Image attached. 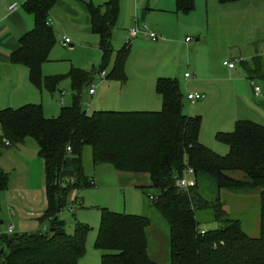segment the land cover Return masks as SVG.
<instances>
[{
	"label": "trees",
	"instance_id": "trees-1",
	"mask_svg": "<svg viewBox=\"0 0 264 264\" xmlns=\"http://www.w3.org/2000/svg\"><path fill=\"white\" fill-rule=\"evenodd\" d=\"M176 11L188 14L193 0H174ZM249 0H217L228 5ZM56 0H27L23 7L33 16L32 30L19 39L11 53L12 65L28 70L30 83L54 93L61 81L71 83L72 105L62 107L56 118L47 119L40 105L0 111V145L32 139L44 161L47 207L35 232H0V264H77L85 252L88 225L76 222L67 234L59 216L70 206L69 195L94 187L84 174L82 154L91 149L94 167L110 165L116 172L147 174L150 186L141 189L144 199L168 226L169 264H264V126L248 120L235 122L233 131L219 132L215 140L227 146L220 156L199 142L201 118L188 116L178 81L159 78L155 90L162 108L157 112L98 111L82 108L85 90L97 73L110 69L107 80L123 81L129 45L114 51L111 31L119 14L118 0L103 10L87 5L90 31L99 37L101 65L98 70L71 69L66 76L42 77L41 68L55 44L47 19ZM70 148L71 152L66 151ZM194 171L195 187L188 193L175 181L185 166ZM243 174L242 180L230 173ZM229 173V174H228ZM208 176L219 191L249 194L259 190L260 232L250 238L239 220L212 231H200L195 216L201 207L193 193L199 177ZM8 175L0 169V193L8 187ZM197 183V184H196ZM192 193V194H191ZM75 200V199H74ZM74 202V201H73ZM147 216L100 210L94 247L103 251L101 264H156L149 255ZM52 230V231H51Z\"/></svg>",
	"mask_w": 264,
	"mask_h": 264
},
{
	"label": "crops",
	"instance_id": "crops-1",
	"mask_svg": "<svg viewBox=\"0 0 264 264\" xmlns=\"http://www.w3.org/2000/svg\"><path fill=\"white\" fill-rule=\"evenodd\" d=\"M26 1L27 0H0V85L1 87H4V90H6L4 95H0V107H3L0 108V111L5 109H14L13 107L20 108L28 104H34L42 107L45 118H56L55 116L57 115V111L60 112L62 107H69V105H63L62 103L59 104V108L57 107L58 102L56 103V101L53 100L56 91L54 93H48L46 91L48 97H42L44 100L39 103V98L44 94L45 90H39L30 83L28 70L26 68L27 73L23 74V72H20V79L17 78V80L13 82V75L19 74V72L17 70H10L11 66H17L11 64L10 55L19 48V39L32 30L34 25L33 16L24 10L23 5ZM108 1L110 0H56L55 5L47 19V22L54 33L55 44L51 49L48 61L45 64H49L53 61L52 51L58 42L60 44L64 38H69L70 48H72V43L79 46L86 45V48L91 50L93 54L92 58L89 60V68H83L85 69L84 71L89 72L92 70H98L101 65L102 56L99 49V37L90 31L92 20L86 6L92 5L103 10L104 5ZM135 1L136 0H134V5ZM11 3H16L18 6L14 12H9L7 10L8 5ZM126 3V0H122L120 3L118 0L119 14L116 24L119 20H127V22L131 25L130 28H132L134 26L144 25V21L146 20L156 23V25L152 24L153 28L151 27V29L157 35L158 39L152 41L148 37L145 39V36V38L138 41L137 44L142 47V51L140 53L146 51L148 52V50L150 54L152 52L158 54L162 52V58H160L157 62L162 65L165 72L169 70L170 72H166L169 73L166 74L168 76H161V73H155L148 69H128L127 61H125V79L123 81L107 80L106 78L101 81L99 78L100 73H97L94 75L93 82L91 84L95 86L94 94L92 96L88 95L89 88L86 89L84 93L82 108L85 112L90 114L98 111H160L162 108V100L155 90L156 81L159 78H170L178 81L183 101H187L186 96L189 93H198L202 96L201 100L203 99L204 102L200 103L194 113H197V115L201 118L198 139L204 146L208 145L209 147H214V142L212 141H216L215 135L219 132L232 131L233 128L230 130V127H234V124L237 121L248 120L257 124L262 123L257 119H260L259 113L262 114L261 110H264L261 109L264 108V103L260 108V105H250L251 101H249V99L254 97L258 100H264L260 88L259 96H255L253 90L254 83L257 82V80H253L254 78H260L264 81V32H259L258 30L256 42H249V44L256 47V50L253 51L255 56H251L250 60L247 58H239L238 60H240V62H236L234 68L232 69L223 66V62L227 61L225 59L222 61L223 69L216 66V62H214L211 57L209 61H207V59H203L202 61L199 56V51L202 45L201 37H203V34H196L197 39L194 41L195 43L192 42V39L187 37L190 39L188 42H186L187 38L184 41L187 52V71L181 76V74L176 72L178 64L175 58L173 56L166 57L165 51L163 50L169 40H165L167 38L165 36L164 29L162 28V25H164L161 21L162 18H148L147 15V12L164 13L167 11H174L176 10L175 1L167 0L165 3H162L161 6H156V4L151 6L150 0H147L145 7L143 9L141 7V13H139L136 8L133 12L130 11L129 6L126 5ZM165 5L168 6L164 7ZM245 6L254 10L258 15H262L261 19H264V0H249L223 6L218 4L215 6L213 5V8L216 13L217 11L219 12L217 14H220L221 18H224L223 20H228L227 17L231 15L233 18L235 12H240V10L245 8ZM207 12L208 10H206V15ZM217 14L213 19L214 24L211 23L212 30L210 32H215L218 29L225 32L220 33L219 36L215 32V38L212 36L209 37L208 35V38L206 37V40H204V42L208 44V47L211 49L212 56L213 53L221 51L224 47L227 49L229 48L230 51L233 50L235 46L233 44L234 36L232 33L227 31L241 26L239 20L218 22L219 19H217ZM207 18L208 17L206 16V26L209 29L210 23ZM115 26L111 31L112 47V37ZM260 26L261 25H257V27ZM160 37L163 39L165 37V39L162 40ZM222 37L226 41L229 39L231 44H221L223 41ZM242 37L246 39L248 38V35ZM135 40H137V38ZM144 44L149 45V47H146ZM191 50L194 51L195 54H198L192 61L190 53ZM114 51L116 52L118 50ZM129 51L132 52L131 43H129ZM96 60L98 62H96ZM249 61L251 62L250 64L248 63ZM227 62H231V60ZM237 64L242 66H240L241 71H235L238 66ZM109 71L110 69H107L104 72L107 75ZM186 73L190 74V78H184ZM11 81L15 84H10ZM5 86H7V89H5ZM58 91L60 93V97L64 98L67 92L62 90L60 91L59 89ZM50 97L52 100L49 99ZM204 117H207L208 119L211 118L208 132H206L204 127ZM0 169L7 174L9 178L7 189L0 193V232L6 233L9 226L13 228L14 232L18 233L37 231L39 229L38 219L46 211L47 201L45 194L44 161L38 156L35 142L29 138L23 143L17 145L13 144L6 146L4 142H2V145H0ZM114 172L115 173H113V175L115 176L114 178L117 182V186L112 188L116 190L118 187L138 192V195H131L130 206L134 209L133 211L135 214L129 215L142 216L143 212H145V209L148 207L146 206L141 189H145L150 186L148 175ZM85 176L90 178L86 174ZM90 179L93 180L94 187H96L95 180L93 178ZM78 193L79 192H77L73 199H75V197L77 198ZM139 211L141 214H139ZM60 220L62 219L60 218ZM151 259L154 261L152 257Z\"/></svg>",
	"mask_w": 264,
	"mask_h": 264
},
{
	"label": "rangeland",
	"instance_id": "rangeland-1",
	"mask_svg": "<svg viewBox=\"0 0 264 264\" xmlns=\"http://www.w3.org/2000/svg\"><path fill=\"white\" fill-rule=\"evenodd\" d=\"M165 1L167 0H150V4L151 6H153V4H156V6H161V4L165 3ZM120 2H122V0H119V3ZM126 2V5L129 6L130 11L133 12L136 8L138 9V12L141 13V7L142 9L145 7L147 0H136V6L134 5V0H126ZM213 5H218L216 0H193V10L188 14L177 12L176 10L167 11L164 13L147 12L148 18H162L161 21L164 24L162 25V28L164 29L165 36L167 38L165 39L164 37V39L169 40L163 50L165 51L166 57L173 56L175 58L178 64L176 72L178 74H181V76L184 72L187 71V52L186 46L184 45V41L187 37H189L190 39H192V42L195 43L194 41L197 39L196 34H203V37H201L202 45L199 51V56L202 61L203 59H207V61H209L212 58V60L216 62L215 65L220 67V69H223L222 61L224 59L227 61L231 60V62L236 61L239 58H247L248 60H250V57L255 54L253 51L256 50V47H254L252 44H249V42H256V38L258 37V30L259 32H264V19H261L262 15H258L257 13H255L254 10L245 6V8L241 9L240 12H235L233 18L230 15L229 17H227L228 20H223L224 18H221L220 14H217L219 13L218 11L216 13L215 9L213 8ZM166 6L168 5H165L164 7ZM206 10H208L207 15ZM216 14L218 16L217 19H219L218 22L239 20L241 26L235 27L234 29L227 31L229 33H232L234 36L233 44L235 46L233 50L230 51L229 48L227 49L224 47L221 51H216L215 53H213L212 56V51L208 47V44L204 42V40H206V37L208 38V35L209 37L212 36L213 38H215L216 33L219 36L220 33L225 32L221 29L216 30V33L214 31L210 32L212 30L211 23L214 24L213 19L214 17H216ZM206 16L208 17L207 19H209L210 23L209 29L206 26ZM144 22V25L148 27L149 31H152V24L156 25V23H153V21L149 22L146 20ZM257 25L261 26L257 27ZM130 26L131 25L129 24V22H127V20H119L115 26L112 37L114 50H120L123 45L126 44L128 40H130V43L132 45V52L129 51L126 58L128 64L127 68L139 70L148 69L152 70L155 73H161V76L169 74L166 72H170V70L165 72L163 70L162 65L157 62L160 58H162V52H160V54L155 52H152L150 54L149 50L148 52L145 50L146 52L140 53L142 51V47L137 44V42L144 39L145 36L140 35L137 37V40H135L136 38L130 39L128 35ZM247 35L248 38L246 39L242 37ZM145 39H147V37ZM161 39L164 40L163 38ZM222 40L223 41L221 44L223 45H225L226 43L228 45L231 44V41L229 39L226 41L222 37ZM144 45L146 47H149V45ZM190 53L192 61L198 54H195L192 50ZM92 56L93 54L91 50H88L86 48V45L79 46L72 43V48H70L69 46H67L66 48H62L58 42V44L52 51L53 61L49 64L43 65L41 75L43 78L48 76H66L72 68H89V60L92 58ZM96 62L98 61L96 60ZM251 62L249 61L248 63L250 64ZM237 65L238 66L236 67L235 71H241V65ZM11 67V71L17 70L19 72V74L13 75V82L16 81L17 78L20 79V72H23V74L27 73V70L22 66H14L12 68ZM253 80H257V82L254 83V86L261 89L262 97H264V81L260 78H254ZM191 81L193 82L192 79ZM13 82L11 81L10 84L14 85L15 83ZM5 89H7V86H5ZM58 89L60 91L62 90L67 92L64 98L60 97ZM40 90L45 89L42 88ZM5 91L6 90H4V87H1L0 85V95H4ZM43 95L40 97L41 101L39 98V103L43 102L44 99H42V97H48L46 90ZM49 99L52 100L51 97ZM53 100H55L56 103L58 102V108L60 103L69 106L72 104L71 83L68 78H65L59 83L58 88L56 89V93L54 94ZM249 101H251L250 105H260V108L264 103L263 99L258 100L254 97L252 99L250 98ZM203 102L204 100L202 99L196 102L194 105H191L190 102L184 101L183 112L187 115L198 116L197 113H194V111L197 109V107H199L200 103ZM13 108L16 109L18 107ZM261 111L262 114L259 113L260 119L257 120L259 122H262L260 124L264 126V110ZM58 115L59 112L57 111V115L55 117H57ZM204 120V127L206 132H208V127L209 123H211V118L208 119L207 117H204ZM232 128L234 127H230V130H232ZM212 142H214V147H209L208 145H206L212 151H214L220 156H224L228 153V148L226 145L216 141ZM82 162L85 174L95 180L96 187L79 191L77 198L75 197V200L73 198L77 194V192H72L69 195V201L71 204L60 214V218L65 222V230L67 234L73 233L76 222L84 223L90 228V231L87 234L85 241L84 255L82 256V258L79 259L77 264H101V256L102 254H104V252L97 250L94 247L97 230L100 222V210L102 208H105L109 211L121 214H135L133 211L134 209L130 206V200L131 195H138V192H136L135 190H126L118 187L116 188V190L112 188L114 186H117V182L114 178L115 176L113 175V173L115 172L114 170H111L113 168L110 165H100L94 167L92 165L91 149L89 147H85L83 150ZM185 167L189 166H187L185 163L183 170L185 169ZM229 175L237 180H242L243 177V174L238 172L230 173ZM195 182L197 181L194 180V183ZM189 191H187L186 193H188ZM195 192L199 194V199L202 203L201 207L198 208L195 213L198 222V229L200 231L216 230L226 225L227 221L229 220H239L242 231L247 236H249L250 238H257L259 236V190H254L249 194H235L234 192L228 190H221L218 192L215 183L212 181V179L205 175L199 177L198 185L196 186L195 190H193V193ZM145 203L147 207H150L147 200H145ZM70 208L72 209L71 211ZM141 213L139 211V214ZM143 215L147 216L151 220V228L148 230L150 257L154 259L156 264H169L168 226L166 222L159 216V214L153 208L145 209Z\"/></svg>",
	"mask_w": 264,
	"mask_h": 264
},
{
	"label": "built area",
	"instance_id": "built-area-1",
	"mask_svg": "<svg viewBox=\"0 0 264 264\" xmlns=\"http://www.w3.org/2000/svg\"><path fill=\"white\" fill-rule=\"evenodd\" d=\"M17 7L18 6H17L16 3H11L10 5H8L7 10L9 12H14L17 9ZM128 35H129L130 39H135V38H137L140 35H144V36L148 37L152 41H155V40L158 39L157 35L154 32L149 31V29H148V27L146 25L134 26V27L130 28L129 31H128ZM188 41H190L189 38L186 39V42H188ZM129 43H130V40H128L126 42L127 45H129ZM69 44H70V40L68 38H64L60 42V45L63 48H66L67 46H69ZM236 62H240V60H236L234 62H227V61L223 62V66H226L227 68L232 69V68H234ZM99 78H100L101 81H103L106 78L105 72H101L99 74ZM184 78H186V79L190 78V74L186 73L184 75ZM253 90H254L255 96H259L260 95V89L258 87L253 86ZM94 91H95V86L91 85L89 90H88V95L92 96L94 94ZM201 98H202V96L200 94H198V93H189L186 96L187 101L190 102L191 105H194L196 102L201 100ZM4 144L6 146H10L9 142H5ZM66 151L68 153L71 152L69 147L66 149ZM193 174H194V171H193L192 168L185 167V169L183 170L182 176L176 178V181H175L176 187L179 190H182L184 192H187L191 188H193L194 185H195L194 180H193ZM71 210L72 209L70 208V211ZM13 233H14L13 228L11 226H9L7 231H6V234L11 235Z\"/></svg>",
	"mask_w": 264,
	"mask_h": 264
},
{
	"label": "water",
	"instance_id": "water-1",
	"mask_svg": "<svg viewBox=\"0 0 264 264\" xmlns=\"http://www.w3.org/2000/svg\"><path fill=\"white\" fill-rule=\"evenodd\" d=\"M52 231V230H51Z\"/></svg>",
	"mask_w": 264,
	"mask_h": 264
}]
</instances>
